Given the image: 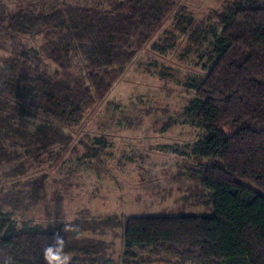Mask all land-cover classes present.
<instances>
[{
    "label": "trees",
    "instance_id": "16d2710c",
    "mask_svg": "<svg viewBox=\"0 0 264 264\" xmlns=\"http://www.w3.org/2000/svg\"><path fill=\"white\" fill-rule=\"evenodd\" d=\"M173 5L119 0L111 8H96L37 0L10 11L0 1V38L44 34L47 56L58 67L68 68L77 52L90 70L89 85L70 84L40 70L27 50L0 58V179L11 183L2 205L18 208L39 198L46 174H30L32 166L61 160L70 143L62 127L78 121L109 88L100 70L130 61ZM218 18L216 55L205 76L190 85L195 96L185 108L203 132L193 155L200 160L196 173L211 193L212 211L128 215L117 222L125 254L152 247L199 264H264V3L236 0ZM30 113L45 123L26 129L13 121L14 114ZM56 233L65 236L70 254L69 232L18 225L10 212L0 213V264H45L43 249Z\"/></svg>",
    "mask_w": 264,
    "mask_h": 264
},
{
    "label": "rangeland",
    "instance_id": "374dc122",
    "mask_svg": "<svg viewBox=\"0 0 264 264\" xmlns=\"http://www.w3.org/2000/svg\"><path fill=\"white\" fill-rule=\"evenodd\" d=\"M0 1L17 11L37 0ZM59 1L111 8L119 0ZM171 1L162 23L130 61L100 70L109 88L95 96L78 121L62 127L70 143L61 160L32 166L30 174H46L39 198L18 208L4 206L1 198L11 183L0 179V213L10 212L18 225L69 232L73 264H199L152 247H133L125 254L117 224L128 215L212 211L211 193L196 173L200 160L193 155L203 132L185 108L195 96L190 85L205 76L216 55L219 13L236 0ZM0 40V58L27 50L51 78L89 85V64L73 52L68 68L61 69L47 56L44 34ZM13 121L26 129L45 123L35 113L14 114Z\"/></svg>",
    "mask_w": 264,
    "mask_h": 264
},
{
    "label": "clouds",
    "instance_id": "9594fccd",
    "mask_svg": "<svg viewBox=\"0 0 264 264\" xmlns=\"http://www.w3.org/2000/svg\"><path fill=\"white\" fill-rule=\"evenodd\" d=\"M52 239L53 243L43 249L45 264H71V256L65 251V236L56 233Z\"/></svg>",
    "mask_w": 264,
    "mask_h": 264
}]
</instances>
